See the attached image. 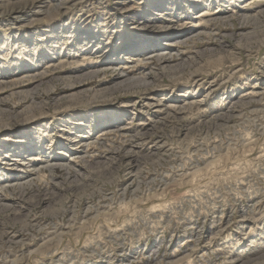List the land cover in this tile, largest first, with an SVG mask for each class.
Returning <instances> with one entry per match:
<instances>
[{
  "label": "rangeland",
  "instance_id": "obj_1",
  "mask_svg": "<svg viewBox=\"0 0 264 264\" xmlns=\"http://www.w3.org/2000/svg\"><path fill=\"white\" fill-rule=\"evenodd\" d=\"M0 264H264V0H0Z\"/></svg>",
  "mask_w": 264,
  "mask_h": 264
},
{
  "label": "bare ground",
  "instance_id": "obj_2",
  "mask_svg": "<svg viewBox=\"0 0 264 264\" xmlns=\"http://www.w3.org/2000/svg\"><path fill=\"white\" fill-rule=\"evenodd\" d=\"M89 210V209H88Z\"/></svg>",
  "mask_w": 264,
  "mask_h": 264
}]
</instances>
